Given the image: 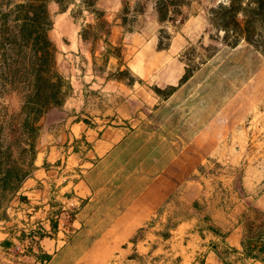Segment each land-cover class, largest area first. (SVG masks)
<instances>
[{
  "label": "crops",
  "instance_id": "crops-1",
  "mask_svg": "<svg viewBox=\"0 0 264 264\" xmlns=\"http://www.w3.org/2000/svg\"><path fill=\"white\" fill-rule=\"evenodd\" d=\"M53 4L49 36L72 90L45 120L36 169L0 218V264H264L263 239L248 246L264 191L258 173L239 170L249 157L244 138L231 120L215 121L187 142L190 150L180 149L184 134L170 120L183 85L166 99L153 90L180 85V53L203 29L187 21L160 50L159 36L115 20L122 0H99L112 25L94 45L70 11ZM124 70L140 81L119 77ZM136 144L144 147L140 166ZM10 224L20 228L12 239ZM38 231L47 235L12 253Z\"/></svg>",
  "mask_w": 264,
  "mask_h": 264
},
{
  "label": "trees",
  "instance_id": "trees-1",
  "mask_svg": "<svg viewBox=\"0 0 264 264\" xmlns=\"http://www.w3.org/2000/svg\"><path fill=\"white\" fill-rule=\"evenodd\" d=\"M53 2L58 3L61 12L70 11L76 20L84 19V39H88L91 30H96L97 37L101 31L110 34L111 24L106 12L98 6L99 0H23L16 9L0 10V218L9 216L8 209L36 169L37 142L44 120L53 109L64 105L72 89L70 81L58 68L57 47L49 36L54 27ZM155 2L162 25L182 16L183 8L189 4V0ZM140 11H144L143 6ZM88 15H92L93 22L86 19ZM209 19L213 29L223 33L219 36L221 40L231 48L246 42L264 55V0H222L210 10ZM123 22L127 31H135L128 28L125 17ZM164 34L169 43L164 42ZM159 39L160 50L170 47L172 36L166 28L161 29ZM110 53L120 56L121 48L113 46ZM192 76L193 71L187 68L179 86L164 89L155 85L153 90L166 99ZM119 77H128L131 83L140 81L130 70L120 72ZM13 90H19L22 100L20 109L15 112L11 111L8 98ZM11 135L15 137L14 145L22 148L17 161L12 160V145H7ZM253 210L264 217V211L257 207ZM256 220V228L252 224L249 230L250 248L257 247L252 239L264 241V220ZM57 227L58 222L54 221L53 230ZM36 234L40 238L47 235L41 231ZM259 249L264 254V244Z\"/></svg>",
  "mask_w": 264,
  "mask_h": 264
},
{
  "label": "rangeland",
  "instance_id": "rangeland-1",
  "mask_svg": "<svg viewBox=\"0 0 264 264\" xmlns=\"http://www.w3.org/2000/svg\"><path fill=\"white\" fill-rule=\"evenodd\" d=\"M22 2L23 0H0V10H6L8 7L16 9L17 4ZM122 2V8L115 16V20L120 18L124 24L123 17H125L128 28L135 31H146L156 37L160 36L162 28H166L173 37L180 27L190 20L203 29L200 38L191 41L180 53V58L187 65L186 68L193 71V76L178 94L176 116L170 120L171 123H178L184 134L186 144L180 149L190 150L187 148V142L194 136L217 125V122L231 120L234 134L236 133L238 138L241 136L244 138L245 148L249 154V157L243 161L242 169L239 170L242 172L245 168H252L254 174L258 173L262 178L259 192L264 191V55L246 42L231 48L221 40L219 36L222 37L223 33L220 34L213 29L209 13L222 0H189V4L183 8V15L164 25L159 22L155 0H122ZM142 6L144 11H140ZM56 8L54 4L51 6L54 23ZM15 16L13 14L11 18L14 19ZM86 19L93 22L92 15H88ZM78 22L84 29V19L80 18ZM166 36L167 34H164V42L169 43ZM101 37L102 35L97 37L96 30H91L88 40L92 39L94 45H97ZM8 98L11 111H18L22 103L19 90H13ZM50 113L45 120L49 119ZM51 117L56 118L55 115ZM12 136L9 137L7 145H12V160L17 161L22 148L14 145L15 137ZM136 145L134 165L140 166L138 159L144 156V147L139 149L141 145ZM255 216L259 222L263 221L262 215ZM19 229L11 224L8 225V238L17 237ZM33 245L34 242L31 246ZM21 252L18 246L12 251L16 255L22 254Z\"/></svg>",
  "mask_w": 264,
  "mask_h": 264
},
{
  "label": "built area",
  "instance_id": "built-area-1",
  "mask_svg": "<svg viewBox=\"0 0 264 264\" xmlns=\"http://www.w3.org/2000/svg\"><path fill=\"white\" fill-rule=\"evenodd\" d=\"M58 219H59V216H56V220L58 221ZM39 238V236H38V234H36V233H34L33 235H32V237H31V239H30V244H29V246L28 247H18L19 249H21V251L22 252H27L30 248H31V245H32V243L33 242H35L37 239Z\"/></svg>",
  "mask_w": 264,
  "mask_h": 264
},
{
  "label": "bare ground",
  "instance_id": "bare-ground-1",
  "mask_svg": "<svg viewBox=\"0 0 264 264\" xmlns=\"http://www.w3.org/2000/svg\"><path fill=\"white\" fill-rule=\"evenodd\" d=\"M249 70H250V69H249ZM252 71H253V70H252ZM250 73H251V72H250ZM257 73H258V72H257ZM258 78H259V77H258ZM261 79H262V78H261ZM258 80H259V79H258ZM262 81H263V80H262ZM262 81H261V82H262ZM259 82H260V81H259Z\"/></svg>",
  "mask_w": 264,
  "mask_h": 264
}]
</instances>
